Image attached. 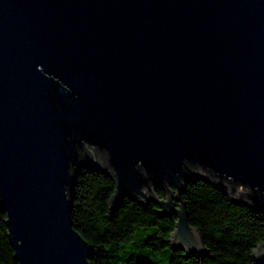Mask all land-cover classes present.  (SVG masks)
<instances>
[{
    "label": "water",
    "instance_id": "water-1",
    "mask_svg": "<svg viewBox=\"0 0 264 264\" xmlns=\"http://www.w3.org/2000/svg\"><path fill=\"white\" fill-rule=\"evenodd\" d=\"M98 167L110 214L126 195L156 204L182 257L206 255L186 181L264 210V0H0V210L19 264H90L70 199Z\"/></svg>",
    "mask_w": 264,
    "mask_h": 264
},
{
    "label": "trees",
    "instance_id": "trees-1",
    "mask_svg": "<svg viewBox=\"0 0 264 264\" xmlns=\"http://www.w3.org/2000/svg\"><path fill=\"white\" fill-rule=\"evenodd\" d=\"M158 198L165 192L155 188ZM113 179L101 168L79 170L70 199L74 229L92 247L90 264H257L252 251L264 242V210L232 203L217 186L202 179L184 184L188 222L203 240L205 256L171 248L168 240L176 217L160 216L152 202L142 205L126 195L109 212ZM6 212L0 210V264H19L10 245Z\"/></svg>",
    "mask_w": 264,
    "mask_h": 264
},
{
    "label": "flooded vegetation",
    "instance_id": "flooded-vegetation-1",
    "mask_svg": "<svg viewBox=\"0 0 264 264\" xmlns=\"http://www.w3.org/2000/svg\"><path fill=\"white\" fill-rule=\"evenodd\" d=\"M186 182H188V181H186ZM186 182H185V183H186ZM185 183H184V184H185Z\"/></svg>",
    "mask_w": 264,
    "mask_h": 264
}]
</instances>
